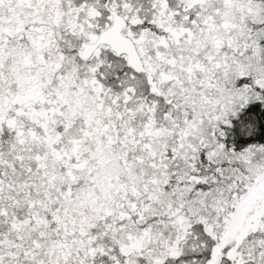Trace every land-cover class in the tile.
Here are the masks:
<instances>
[{"label":"snow or ice","instance_id":"obj_1","mask_svg":"<svg viewBox=\"0 0 264 264\" xmlns=\"http://www.w3.org/2000/svg\"><path fill=\"white\" fill-rule=\"evenodd\" d=\"M0 264H264V0H0Z\"/></svg>","mask_w":264,"mask_h":264}]
</instances>
